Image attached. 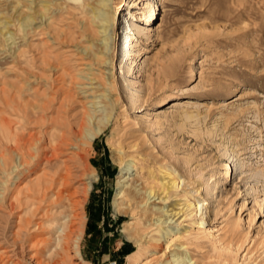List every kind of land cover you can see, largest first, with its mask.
Masks as SVG:
<instances>
[{
    "label": "rangeland",
    "instance_id": "rangeland-1",
    "mask_svg": "<svg viewBox=\"0 0 264 264\" xmlns=\"http://www.w3.org/2000/svg\"><path fill=\"white\" fill-rule=\"evenodd\" d=\"M151 1L156 17L146 24L140 8ZM108 4L103 25L81 0H0V155L16 140L49 154L88 115L96 124L111 113L77 156L69 146L56 166L26 173L11 172V154L10 168L0 167V264H129L139 248L130 264H264V0ZM132 22L147 35L134 52L141 89L130 103L133 56L124 59L122 46ZM68 156L97 175L87 194L76 193L88 179L73 177ZM126 163L125 183L141 192L118 214ZM159 168L174 170L179 189L142 200ZM73 200L85 217V262L59 240ZM187 201L206 206L196 213ZM170 210L181 211L158 240L156 219Z\"/></svg>",
    "mask_w": 264,
    "mask_h": 264
},
{
    "label": "bare ground",
    "instance_id": "bare-ground-1",
    "mask_svg": "<svg viewBox=\"0 0 264 264\" xmlns=\"http://www.w3.org/2000/svg\"><path fill=\"white\" fill-rule=\"evenodd\" d=\"M77 1H80V0H77ZM81 1L83 2V5L92 7L90 12L93 13L94 17L98 18V22L100 21V23L104 25L105 23L109 21V18H107L104 15V12H106L109 8V4H108L109 0H97L98 5H99L98 7L89 4V0H81ZM155 6H156L155 2L151 1L150 3H147L146 7L140 8V9H143L140 14L141 16L140 18L143 19L146 24H149L156 17V11L154 8ZM24 18H25L23 21L24 26L30 25L32 21L36 19L34 14H32L31 16L27 15ZM6 27L1 29L2 33H5L4 29H6ZM146 31L147 29L144 26V24H137L135 22L130 23L127 26V31L125 33L126 39H124V44L122 46V56L124 57V59L126 57L133 56V58L129 59L130 67H131L130 76L132 77H131V80H129L130 89L127 91V98L130 101V103L136 100V99L134 100V97L136 95V92L139 90L141 86V82L139 79L140 76H138L140 73V70H139L140 67H137L135 65L134 52L137 51L139 48L138 38L146 36L147 35ZM13 37H14L13 32H10L9 38L13 39ZM174 104L176 105L179 103H174ZM87 117H88L87 122L89 124H78L76 129H70V132H65L62 135H60L59 140L56 144V147L49 154L41 153L38 147V141L34 143L33 142L26 143L23 145V147L19 144V142H17V140L14 141V145L10 147L11 149L10 152L11 154H14V156L18 157L17 158L18 163H15L10 168L11 163L13 162V159L11 158L12 155L9 153L7 154L5 153V154L0 155V167H2V169H4L5 171L8 168H10L11 172H13L14 169H17L19 166H22L24 167V170L26 171V173H29L31 171L36 172L44 168H51L52 166H56L58 164V161L61 157L60 154L63 152V150L67 149L69 146H72L73 148L76 147L77 151L75 154L76 156L79 155L78 150H81L82 147L92 143L94 139L100 133H102L103 130L109 125L111 113L108 112V113L102 114V116L100 115L96 124L91 122L92 117L90 115H88ZM74 156H68V160L72 162L71 167L72 168L74 167L73 169H75L72 173L73 177L76 180L78 179L79 181L81 180V177L83 176H86L88 179L86 185L82 187V190H76V193L79 192L82 194H87V192L91 190L93 182L97 179V175L93 172H88L87 167H85V165L82 164L80 160H77L76 157ZM114 161H116L115 158H114ZM131 166L132 164H129V163L124 164V167H123L124 171H121L120 175L118 176L119 177L118 186H117V190H116L115 198L113 202L115 212L118 214L121 212L120 210L121 206H123L124 204L125 205L126 204L128 205L137 204L138 199L140 198L139 196L140 189L139 188L137 189L136 186L132 182H130L129 184L125 183L127 182L126 180H129L128 179L129 177L127 176V172ZM158 173H161L159 182L155 184L156 182L155 180L151 181L152 182L151 185L147 187V190L143 192L142 200L146 198L147 200H149L154 197L155 199L160 198V200H163L164 198H167L170 196L169 194L170 192L171 193L172 191L176 192L179 189L181 182L174 174V170L172 168H159ZM45 178L47 179V177ZM197 192H198V189H194V188L192 189L193 194ZM124 199H125V202H123ZM80 205H81V202H77L74 200L71 202V205L69 207V209L71 210L67 212L66 214V217H67L66 225H65L63 234L59 237V240L63 241V245H64L63 247L65 249L67 250L72 249L74 251V255H76L77 258H79L81 262H85V260L82 257L81 249H80L81 247L80 242L82 239V234L84 232L83 228H84L85 217L76 211ZM185 205L187 208H190V209L193 207V211L196 213L198 211L200 212L206 206L203 203L193 204L192 201H187ZM157 210H159L160 213L164 211L163 208L161 207L157 208ZM134 211H131V214H133ZM180 211L173 212L172 210H170L169 213L165 212L166 216L164 218H162V214H161L156 219V222H158L159 224V231L161 232V234L159 233L160 238H158V240L162 239L163 237L167 235H170L172 228L170 227V225H167V223L168 221H171L174 217H176L178 214H180ZM128 213H130V211ZM138 244L140 243L138 242ZM142 254H143V249L139 248L136 252L132 253L130 257L129 256L128 257L131 262H136L141 258ZM176 255L177 253H173V256H176ZM182 259H183L182 257L176 256L174 260L167 259L165 264H173L174 262H175L174 264H185V262H183ZM129 260L127 259V261Z\"/></svg>",
    "mask_w": 264,
    "mask_h": 264
}]
</instances>
